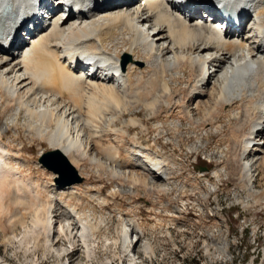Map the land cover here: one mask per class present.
<instances>
[{"label":"bare ground","instance_id":"6f19581e","mask_svg":"<svg viewBox=\"0 0 264 264\" xmlns=\"http://www.w3.org/2000/svg\"><path fill=\"white\" fill-rule=\"evenodd\" d=\"M79 1L83 7L78 13L69 10L66 19L55 17L22 49H0V116L5 120L0 121V230L5 243L17 240L28 246L32 241H43L47 256L67 257L83 249L91 257L95 254L91 245L99 232V224L88 221L71 201L82 186L61 187L54 181L40 184L23 172L25 160V164L19 161L23 147L15 146L19 138L14 134L20 118L26 120L24 133L31 140L47 141L52 151L62 153L80 178V169L90 164L120 187L114 189L118 193H131L129 189L148 194L165 191L164 185H159L170 183L176 158L165 155L157 142L146 138L142 143L137 135L131 137L128 148L124 144L130 127L145 128L147 136L151 128L160 135L161 119L156 125L144 126L138 116L130 118L125 129L113 130V135L110 132L115 146L107 143L109 135L101 131L105 120L101 114L108 104L123 114L136 109L138 101L129 99L135 89L139 90L137 98L143 100L142 107L155 118L162 112L169 116L174 112L176 119L213 131L219 128L215 118L222 113H235L232 116L236 118L244 115L246 121L242 118L239 123L246 124H237L229 131L233 146L227 144L225 161L211 173L210 186L217 188L220 173L228 170L226 176L234 179V185L252 198L260 196L253 184L257 172L264 171V0L191 1L196 7L203 6L200 11L207 13L205 19L198 12L191 14L192 8L183 6L182 0L121 5L116 0H102L106 6L99 0ZM33 2L0 0L1 40L17 24L18 14L32 12ZM218 5L237 14L240 21L252 23L251 29L222 30L218 20L211 19ZM85 55L95 57L106 68L83 78L73 66ZM121 59L127 60L124 65ZM204 181L208 183V179ZM128 222L133 224L132 219ZM129 224L124 225L127 229L121 243L135 256L138 239ZM18 227L25 229L20 240ZM61 237L69 247L58 245ZM143 250L149 255L152 252L147 245Z\"/></svg>","mask_w":264,"mask_h":264},{"label":"rangeland","instance_id":"374dc122","mask_svg":"<svg viewBox=\"0 0 264 264\" xmlns=\"http://www.w3.org/2000/svg\"><path fill=\"white\" fill-rule=\"evenodd\" d=\"M120 38L117 40V48L121 44ZM185 75L188 73L185 72ZM171 87L176 88L177 85L171 84ZM134 91L129 99H133L134 101L131 100L133 102L138 101L136 109L123 114L114 105L108 104L103 110L106 113L101 114L102 119H105L101 122V131L103 129L105 134L108 133L107 143L115 146L117 144L112 143L113 136L110 132L113 135V130L125 129L124 126L130 118L138 116L144 126L156 125V121L161 119L163 124L160 122L162 130L160 135L151 128L147 136L145 128L130 127L124 144L128 148L132 144L131 137L137 135L142 143L146 142V138L148 142H157L165 155L170 159L176 158L175 168L170 170L172 182L166 183V186L165 183L159 185H164L167 190L157 192L158 194H148L141 189H129L132 194L130 192L121 194L114 191L120 187L107 180L108 177L103 172L90 164L84 165L79 171L83 179L78 186L82 187L77 190L79 195L72 197L71 201L88 221L99 224V232L91 245L95 254L88 257L81 249L71 254V258L58 257L56 254L47 256L42 246L43 241L40 243L32 241L28 246L20 244L17 240L6 244L0 230V264H264V171L257 172L253 184L261 197L252 198L245 190L240 189L238 184L234 185V179L226 176L228 170L220 173L221 180L217 182V188L210 186L213 183L211 173L219 168L218 164L221 163V166L225 161L227 144H230L229 147L233 146L229 131L237 127L235 126L237 124L239 126L246 124L245 122L243 124V121H246L245 116H238L239 119L233 117L235 113L230 115L222 113L223 116L215 118L219 128L210 131L208 128L195 127L196 125L189 124L185 119L177 118L178 121L174 112L169 113L170 116L162 112L155 118L154 113L142 107L143 100L136 95L139 90ZM3 110L5 111L6 107H3ZM241 119L243 121L239 123ZM0 121L5 123L1 116ZM25 123V118H20V126L14 133L19 138L15 146L23 147L19 153L22 159L19 161L24 163L25 160L26 163L23 172L40 184L46 181L55 182L53 174L38 165L39 156L52 151L51 146L44 140H31L30 136L24 133ZM54 127L51 129L54 130ZM175 129L177 130L174 131ZM236 147H232L233 153L236 152L234 149L238 150V146ZM120 153L124 156V152ZM98 156L100 155L97 153ZM204 179H208V183ZM122 189L128 188L122 186ZM105 200L107 202H104ZM84 208L97 212L88 213L83 210ZM129 219L133 220V224H129ZM30 222L29 219L28 227ZM128 224L130 229L135 230L138 239L134 249L135 256L126 252L121 243L122 234L127 229L124 225ZM24 231V228L18 227L16 232L18 240L22 238ZM9 236L12 237L11 234ZM36 244L37 247L34 248ZM58 245L69 247L63 237L59 238ZM145 245L151 248L150 255L144 252Z\"/></svg>","mask_w":264,"mask_h":264},{"label":"water","instance_id":"95a60500","mask_svg":"<svg viewBox=\"0 0 264 264\" xmlns=\"http://www.w3.org/2000/svg\"><path fill=\"white\" fill-rule=\"evenodd\" d=\"M38 164L46 171L57 175L55 183L59 186H69L82 182V178L78 176L66 157L58 151L44 153L38 159Z\"/></svg>","mask_w":264,"mask_h":264}]
</instances>
